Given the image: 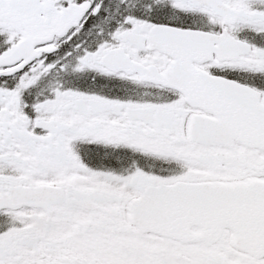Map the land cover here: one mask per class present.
I'll list each match as a JSON object with an SVG mask.
<instances>
[{"label":"snow or ice","instance_id":"6c2138e0","mask_svg":"<svg viewBox=\"0 0 264 264\" xmlns=\"http://www.w3.org/2000/svg\"><path fill=\"white\" fill-rule=\"evenodd\" d=\"M0 264H264V0H0Z\"/></svg>","mask_w":264,"mask_h":264}]
</instances>
